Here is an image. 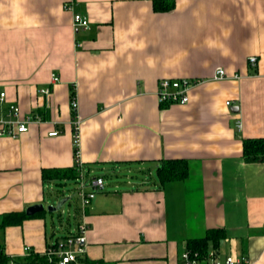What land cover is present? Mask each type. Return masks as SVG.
Returning <instances> with one entry per match:
<instances>
[{
	"label": "crops",
	"instance_id": "1",
	"mask_svg": "<svg viewBox=\"0 0 264 264\" xmlns=\"http://www.w3.org/2000/svg\"><path fill=\"white\" fill-rule=\"evenodd\" d=\"M175 3L0 0V118L14 106L41 117L0 137V222L44 204L39 217L0 228L8 255L25 258L27 246L41 255L85 222L83 258L95 264H184L189 238L218 228L225 235L207 253L264 264V157L247 161L242 149L245 137H264V0ZM78 11L88 27L74 26ZM219 66L227 78H215ZM184 76L204 79L189 101L159 102L158 81ZM73 120L81 160L124 180L64 224L47 210L56 181L42 169L75 164ZM171 158L187 160V176L161 183L157 166Z\"/></svg>",
	"mask_w": 264,
	"mask_h": 264
},
{
	"label": "built area",
	"instance_id": "2",
	"mask_svg": "<svg viewBox=\"0 0 264 264\" xmlns=\"http://www.w3.org/2000/svg\"><path fill=\"white\" fill-rule=\"evenodd\" d=\"M66 8H72V3H65ZM74 26L88 27L90 21L81 12H75L73 14ZM249 60L254 63L256 61L255 56H251ZM215 78L225 79L227 74L222 66L215 69ZM59 77L56 73H52L51 80L58 81ZM204 79L202 78H190V77H169L162 78L158 81L155 92L158 95L159 102L170 103L178 102L184 104L190 99V90L199 85ZM41 91L45 94L50 93V88H42ZM5 92L0 93L1 99H4ZM230 101H227L229 104ZM71 107L75 111L77 108V99L74 97L71 99ZM8 113L7 117L0 118V137L10 136L13 138L19 137L23 132L30 129L29 124L35 120L36 122H41V117L37 114L36 118L33 119L32 115H21L19 107L14 106ZM73 125L75 129L74 133V154H75V164L77 169V174L75 181L78 184L76 188L77 195L81 200V210L87 206L91 200L96 196L99 191L106 188L105 177L102 174L93 175V170L89 169L87 165L81 160L78 154L79 145V127L80 124L73 120ZM58 130H52L49 135H55ZM85 231L86 224L79 223L76 232H71L68 235L59 237L55 242L50 243V245L42 253L46 256L47 264H82V259L86 252L85 243ZM2 247L0 246V249ZM27 254L30 253V247H25ZM211 264H247L248 258L245 255L242 256H227L222 258L220 255L215 254L214 250L209 251L206 254ZM184 264H199V258L197 257V252L191 253L189 250H185L182 253ZM14 264V263H13Z\"/></svg>",
	"mask_w": 264,
	"mask_h": 264
},
{
	"label": "trees",
	"instance_id": "3",
	"mask_svg": "<svg viewBox=\"0 0 264 264\" xmlns=\"http://www.w3.org/2000/svg\"><path fill=\"white\" fill-rule=\"evenodd\" d=\"M153 8L156 11H167L175 7V0H152ZM243 157L247 161L261 160L264 157V137H245L243 139ZM157 176L161 183L172 179H182L187 176L188 163L187 160L181 158L163 159L157 166ZM73 166L66 168H43V179L48 181H57L61 179L76 178L77 169ZM43 214V210L34 214H26L24 211H10L2 213V221L0 228H5L13 224H21L26 218L39 217ZM225 235L223 228L210 229L204 237L189 238L187 250L197 252V257L201 260L207 256L210 242L217 246ZM85 264H95L94 261L84 259ZM23 262V263H22ZM26 262V263H25ZM47 264V259L44 254L30 252L23 257H14L8 255L2 248L0 249V264Z\"/></svg>",
	"mask_w": 264,
	"mask_h": 264
},
{
	"label": "rangeland",
	"instance_id": "4",
	"mask_svg": "<svg viewBox=\"0 0 264 264\" xmlns=\"http://www.w3.org/2000/svg\"><path fill=\"white\" fill-rule=\"evenodd\" d=\"M106 170H102L101 168L98 171L93 172V175L102 174L106 179V183L110 185L114 180H124L122 177H116L115 175L109 176L105 175ZM78 184L76 183L75 179L68 178V179H61L57 180L53 183V186L48 188V192L52 191L50 200L51 204H57L61 198H67L64 205L61 209H58L53 212L55 214L56 222H62L64 224L74 223L77 213L81 212V200L79 199L76 188ZM51 190V191H50ZM66 230L59 229L58 233H65ZM66 235V234H65ZM68 235V234H67Z\"/></svg>",
	"mask_w": 264,
	"mask_h": 264
},
{
	"label": "water",
	"instance_id": "5",
	"mask_svg": "<svg viewBox=\"0 0 264 264\" xmlns=\"http://www.w3.org/2000/svg\"><path fill=\"white\" fill-rule=\"evenodd\" d=\"M238 109V107H235ZM67 200V198H61L59 200V202L57 204H51L49 206H47V210L48 211H51V212H54L58 209H61V207L64 205L65 201ZM44 209V204L39 202L37 204H33V205H30L28 206L26 209H25V212L26 214H34L36 212H39L40 210H43Z\"/></svg>",
	"mask_w": 264,
	"mask_h": 264
}]
</instances>
